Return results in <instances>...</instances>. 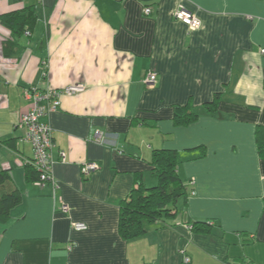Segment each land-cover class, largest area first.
<instances>
[{
    "label": "crops",
    "instance_id": "obj_1",
    "mask_svg": "<svg viewBox=\"0 0 264 264\" xmlns=\"http://www.w3.org/2000/svg\"><path fill=\"white\" fill-rule=\"evenodd\" d=\"M32 4L37 27L16 44L8 45L14 38L0 21V141L11 140L0 145V169H11V186L23 194L0 223V264H264L256 142L264 125V0H0V16ZM180 6L198 17V29L173 17ZM150 73L157 78L148 84ZM73 84L85 90L62 96L45 118L53 190L27 179L33 147L17 124L31 106L27 89ZM187 104L198 119L176 124L175 107ZM97 130L107 143L94 140ZM156 149L178 150V174L192 194L176 220L125 240L120 204L137 174L154 184ZM91 161L100 169L83 177ZM196 221L208 230L191 228Z\"/></svg>",
    "mask_w": 264,
    "mask_h": 264
},
{
    "label": "trees",
    "instance_id": "obj_2",
    "mask_svg": "<svg viewBox=\"0 0 264 264\" xmlns=\"http://www.w3.org/2000/svg\"><path fill=\"white\" fill-rule=\"evenodd\" d=\"M0 21L10 29L14 40L7 43L13 45L17 43V37L23 32L29 31L32 35L37 27L39 16L35 4H32L2 14ZM8 45L6 44L5 48H8ZM218 100L219 94H216L212 102L206 103V109L209 112H215ZM175 114L176 124L179 125H188L199 117V112L191 104L176 106ZM9 141L11 140L0 141V145ZM256 142L258 154L264 160L263 124L256 128ZM150 163L154 184L148 186L143 175L137 174L135 186L120 204L118 230L125 240L143 236L151 224L162 219L176 220L179 214V202L192 194L178 174V150L156 149L152 153ZM25 166L27 179L32 182L38 181L40 171L36 166L30 162ZM10 173L11 169H0V223H6L10 219L12 209L23 198L22 190L11 186ZM190 227L201 231H207L209 228L201 221L194 222Z\"/></svg>",
    "mask_w": 264,
    "mask_h": 264
},
{
    "label": "built area",
    "instance_id": "obj_3",
    "mask_svg": "<svg viewBox=\"0 0 264 264\" xmlns=\"http://www.w3.org/2000/svg\"><path fill=\"white\" fill-rule=\"evenodd\" d=\"M37 1L42 2L43 0ZM151 11V7L145 9L146 13H151ZM173 17L193 29H198L201 26V21L198 17L184 6L177 8L173 12ZM25 33L31 35L29 31ZM262 52H264V49ZM156 78V73H150L145 78V81L148 84L154 83ZM84 90V84H73L61 89L49 88L46 91H40L37 87H33L25 91V98L30 101L31 106L21 115L17 127L23 131L22 139L30 142L33 147V158L30 163L40 171V178L35 182L39 186L44 187L47 183H51L53 190L58 187L52 171L53 128L45 121V118L60 107L62 96L75 95ZM107 139L108 136L103 131L97 130L95 132L94 140L97 142L107 143ZM60 155L63 160L66 159L64 152H60ZM98 169H100L98 162H85L82 166V176L88 177ZM60 210L63 213H67L68 206L62 204ZM74 228L84 230L87 226L84 223H74ZM190 260L189 256H185L184 261L186 263L190 262Z\"/></svg>",
    "mask_w": 264,
    "mask_h": 264
},
{
    "label": "rangeland",
    "instance_id": "obj_4",
    "mask_svg": "<svg viewBox=\"0 0 264 264\" xmlns=\"http://www.w3.org/2000/svg\"><path fill=\"white\" fill-rule=\"evenodd\" d=\"M65 88V87H64ZM22 139V138H21ZM22 141H23V139H22Z\"/></svg>",
    "mask_w": 264,
    "mask_h": 264
}]
</instances>
